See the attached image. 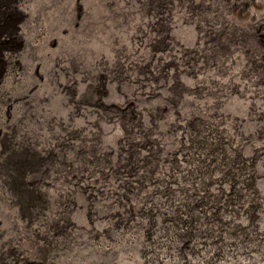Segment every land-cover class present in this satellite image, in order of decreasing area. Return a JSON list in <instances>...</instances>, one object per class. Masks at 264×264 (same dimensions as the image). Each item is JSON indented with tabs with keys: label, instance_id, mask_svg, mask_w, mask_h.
I'll return each mask as SVG.
<instances>
[{
	"label": "rangeland",
	"instance_id": "374dc122",
	"mask_svg": "<svg viewBox=\"0 0 264 264\" xmlns=\"http://www.w3.org/2000/svg\"><path fill=\"white\" fill-rule=\"evenodd\" d=\"M0 264H264V0H0Z\"/></svg>",
	"mask_w": 264,
	"mask_h": 264
}]
</instances>
